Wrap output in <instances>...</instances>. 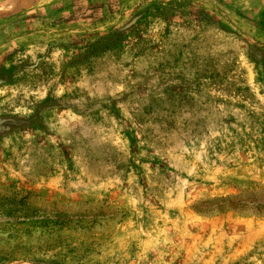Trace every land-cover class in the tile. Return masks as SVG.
I'll list each match as a JSON object with an SVG mask.
<instances>
[{"label":"rangeland","instance_id":"374dc122","mask_svg":"<svg viewBox=\"0 0 264 264\" xmlns=\"http://www.w3.org/2000/svg\"><path fill=\"white\" fill-rule=\"evenodd\" d=\"M119 4L0 17V264H264V0Z\"/></svg>","mask_w":264,"mask_h":264},{"label":"bare ground","instance_id":"6f19581e","mask_svg":"<svg viewBox=\"0 0 264 264\" xmlns=\"http://www.w3.org/2000/svg\"><path fill=\"white\" fill-rule=\"evenodd\" d=\"M30 1H32V0H15V1H11V2H8L4 5H2V7H0L1 8L0 9V17L10 14L15 9H19L20 7L28 4V2H30ZM4 8H6V9H4Z\"/></svg>","mask_w":264,"mask_h":264},{"label":"trees","instance_id":"16d2710c","mask_svg":"<svg viewBox=\"0 0 264 264\" xmlns=\"http://www.w3.org/2000/svg\"><path fill=\"white\" fill-rule=\"evenodd\" d=\"M123 3H125V0H120V4L119 5H122ZM248 204L249 205H252V206H258V207H260L261 209L264 210V200H262V201H255V202L249 201ZM231 209H233L234 211H239L240 212V210H238V208L235 207V206H232Z\"/></svg>","mask_w":264,"mask_h":264}]
</instances>
